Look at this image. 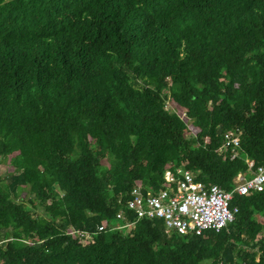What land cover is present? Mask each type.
Returning <instances> with one entry per match:
<instances>
[{
  "label": "trees",
  "instance_id": "obj_1",
  "mask_svg": "<svg viewBox=\"0 0 264 264\" xmlns=\"http://www.w3.org/2000/svg\"><path fill=\"white\" fill-rule=\"evenodd\" d=\"M247 159L264 164V0H0V264H264V190L218 232L116 218L167 170L229 190Z\"/></svg>",
  "mask_w": 264,
  "mask_h": 264
},
{
  "label": "built area",
  "instance_id": "obj_2",
  "mask_svg": "<svg viewBox=\"0 0 264 264\" xmlns=\"http://www.w3.org/2000/svg\"><path fill=\"white\" fill-rule=\"evenodd\" d=\"M239 147L236 131H227L221 150H229V157L234 160L239 157ZM246 162L252 175H241L243 177L236 179L229 190L197 181L194 173L183 167L175 172L167 170L164 176L167 187L144 193L142 187L135 186L126 204L129 215L120 209L116 218L124 220L128 227L141 219H162L166 230L180 235H201L208 230L218 232L235 219L238 207H233L231 202L236 195L264 190V164L255 167L253 160ZM102 229V225L98 226L99 231Z\"/></svg>",
  "mask_w": 264,
  "mask_h": 264
},
{
  "label": "rangeland",
  "instance_id": "obj_3",
  "mask_svg": "<svg viewBox=\"0 0 264 264\" xmlns=\"http://www.w3.org/2000/svg\"><path fill=\"white\" fill-rule=\"evenodd\" d=\"M166 108L169 109V110H171L172 106L170 104H166ZM9 167H10V160H5L4 162H2L0 164V177H2L6 173V171H7V169ZM241 175H243V174L242 173L238 174V176L234 179V181L236 179H238L239 177H243Z\"/></svg>",
  "mask_w": 264,
  "mask_h": 264
}]
</instances>
